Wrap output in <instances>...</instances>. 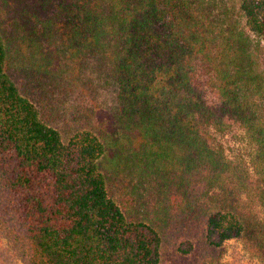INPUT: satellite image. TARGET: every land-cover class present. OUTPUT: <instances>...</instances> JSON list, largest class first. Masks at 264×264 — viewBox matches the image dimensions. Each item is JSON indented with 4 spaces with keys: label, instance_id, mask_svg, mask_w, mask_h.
Here are the masks:
<instances>
[{
    "label": "trees",
    "instance_id": "trees-1",
    "mask_svg": "<svg viewBox=\"0 0 264 264\" xmlns=\"http://www.w3.org/2000/svg\"><path fill=\"white\" fill-rule=\"evenodd\" d=\"M12 71L108 117L91 110L65 141ZM263 105L264 0H0V264H161L144 196L182 254L241 238L264 264V229L234 192L264 199ZM234 127L251 168L209 132ZM108 151L144 196L111 197Z\"/></svg>",
    "mask_w": 264,
    "mask_h": 264
},
{
    "label": "rangeland",
    "instance_id": "rangeland-1",
    "mask_svg": "<svg viewBox=\"0 0 264 264\" xmlns=\"http://www.w3.org/2000/svg\"><path fill=\"white\" fill-rule=\"evenodd\" d=\"M257 39L260 45H263V42ZM25 73L11 72L22 93L36 105L42 119L57 129L65 141L78 128L88 124L87 116L92 117L91 110L101 112L98 116L99 118L105 117L103 121L108 117L105 112L109 108H73L72 105H75V102L71 99L63 103L53 97L52 91L46 94L44 91L40 92L35 83L30 82V79H24ZM97 97L100 104L109 101V95L101 90H98ZM90 121L95 122V118L93 117ZM209 132L215 144L223 149L231 159L236 162L242 161L248 168H251L254 148L248 142L243 130L234 127L226 132L214 129H209ZM101 169L107 178L109 193L115 200L119 201L126 195L140 198L138 196L140 193L144 196V189L137 188L139 184L133 175L132 163L127 155L108 151L101 162ZM234 192L239 197L238 202L249 212L248 220L250 219L251 223H259V227L263 230L264 199L255 197V193L243 192L238 188ZM139 200L141 201L136 199V204L138 206L145 204L148 210H146L147 213H140L138 216H142L146 222L153 225L163 237L161 264H263L259 255L248 247L246 240L241 238L226 241L220 251H213L205 246L202 240H197L199 242H196L194 252L189 255L182 254L178 251L179 242L171 235L168 236V212L164 211L159 197L150 200L144 196ZM15 260L17 264H22L18 257H15Z\"/></svg>",
    "mask_w": 264,
    "mask_h": 264
}]
</instances>
